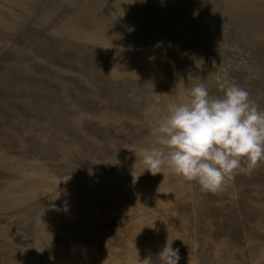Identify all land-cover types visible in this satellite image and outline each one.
I'll return each instance as SVG.
<instances>
[{
	"label": "rangeland",
	"instance_id": "rangeland-1",
	"mask_svg": "<svg viewBox=\"0 0 264 264\" xmlns=\"http://www.w3.org/2000/svg\"><path fill=\"white\" fill-rule=\"evenodd\" d=\"M225 74L264 110V0H0V264H264V161L215 192L142 163Z\"/></svg>",
	"mask_w": 264,
	"mask_h": 264
},
{
	"label": "clouds",
	"instance_id": "clouds-1",
	"mask_svg": "<svg viewBox=\"0 0 264 264\" xmlns=\"http://www.w3.org/2000/svg\"><path fill=\"white\" fill-rule=\"evenodd\" d=\"M146 2V0H141ZM222 95L210 96L198 84L177 88L180 102L169 103L166 114L152 128L158 147L141 149L142 163L150 174L168 168L202 191H217L237 173L250 174L264 161V110L250 99L249 92L225 74L218 80ZM157 95L146 109L159 111ZM178 250L166 244L143 264H179Z\"/></svg>",
	"mask_w": 264,
	"mask_h": 264
}]
</instances>
